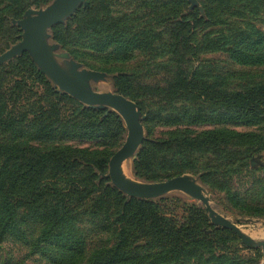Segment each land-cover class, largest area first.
Returning a JSON list of instances; mask_svg holds the SVG:
<instances>
[{
  "label": "trees",
  "instance_id": "1",
  "mask_svg": "<svg viewBox=\"0 0 264 264\" xmlns=\"http://www.w3.org/2000/svg\"><path fill=\"white\" fill-rule=\"evenodd\" d=\"M27 1L2 0L10 6H5L8 12L0 17V27L2 20L20 18L31 6L32 1ZM230 1L227 0L224 6ZM238 1L237 9L241 12L251 11L254 7L255 0ZM87 2L88 8L77 12L73 21L75 35L89 33L87 38L91 39V44L105 52L99 58L103 62L127 59L130 43L124 36L141 37L145 35V29L137 24H128L125 15L120 19L111 18L109 3L103 0ZM216 33L218 36L211 43L217 48L227 47L224 51L233 62L244 66L264 65V31L235 25L219 29ZM140 44L141 41L137 40L136 47ZM178 47L182 49L180 44ZM24 75L33 80L42 96L34 100L27 96ZM193 79L175 68L166 88L149 90L156 98L167 102L178 99L188 103L214 104L231 121L264 116V84L241 91H219L204 87ZM25 125L33 141L37 142L61 137L88 141L117 140L123 135V122L116 113L84 108L74 99L59 94L46 82L27 53H23L14 64L0 68V133H15ZM244 138L248 141L259 139L226 131H210L195 138L171 136L166 140L144 143L134 167L136 178L146 183H157L208 169L218 173L228 160V163L233 160V163L246 166L249 152H237L239 157L235 161L227 153V147L234 140ZM207 150H211L212 163L209 160L199 163L194 153ZM225 153L227 158L222 156ZM110 157L103 152L88 154L70 148L39 151L0 141V241L25 242L21 226L33 221L39 225V234L28 244L30 254L50 249L67 257L65 264H159V261L186 264L187 259L200 255L197 253L206 248L209 236L204 232L209 227L205 213L190 207L186 212L192 223L180 224L156 205L135 199L126 202L125 196L110 182L98 181V174H106ZM198 165L204 167L197 169ZM203 181L205 184L206 180ZM258 184L254 183L252 189L261 188L264 193V183ZM230 198L235 199L233 196ZM247 207L250 211L245 214L247 217H257L260 211H264V204L259 202ZM20 209L21 218L18 217ZM88 234L92 235L91 244H86ZM140 241L144 245L136 247ZM90 245L92 247L86 255V246Z\"/></svg>",
  "mask_w": 264,
  "mask_h": 264
},
{
  "label": "rangeland",
  "instance_id": "2",
  "mask_svg": "<svg viewBox=\"0 0 264 264\" xmlns=\"http://www.w3.org/2000/svg\"><path fill=\"white\" fill-rule=\"evenodd\" d=\"M33 1L39 3L35 4ZM56 1L28 0L31 6L20 18L2 20L0 56L22 42V31L18 25L25 13L28 11L41 13L53 6ZM103 1L109 3L111 18L120 19L125 15L128 24H137L145 29V35L141 37L124 36L130 43V49L126 52L127 59L103 62L99 58L103 57L105 52L101 51V47H94L91 44V39L87 38L89 33L75 35L76 25L73 21L77 12L88 8V2L86 8L79 6L72 15L61 22L48 25L45 29V43L56 45L57 54H67L78 66L77 71H95L104 75L103 80L88 84L87 88L91 92L99 95H119L135 105L143 135L135 161L128 159L120 163L122 176L125 174L133 181L127 182L132 187L155 184L143 182L135 175V163L138 161L144 143L166 140L171 136L195 138L210 131H226L236 135L259 138L251 141L246 138L241 141L234 140V143L227 147V153L232 155L234 161L239 157L237 152H249L250 157L246 166L233 163V160L228 163V160L226 164L223 163L218 173L208 169L209 171H199L198 174L185 173L179 176L186 177L200 186V193L212 210V216L201 202L195 201L189 195L176 189L155 193L151 200L140 201L156 205L164 214L175 217L180 224L192 223L189 221L190 215L186 212L190 210V207L198 208L205 213L209 225L208 229L204 230L205 234L209 235L206 239V248L197 253L200 255L187 259L186 264H228L232 262L260 264L259 239L264 235L262 226L264 211H260L257 217H247L245 214L250 212L247 207L249 204L256 202L264 204V193L261 188L255 191L252 189L254 183H260L258 185L264 183V116L260 115L247 121H231L227 119L219 106L198 101L188 103L178 99L174 102H167L156 98L149 88H166L171 72L175 68L181 69L190 78H194L193 80L198 84L219 91H241L264 84V65L237 64L233 62L228 52L224 51L227 47L217 48L212 44L218 36L216 31L226 27L228 29L237 25L244 29L254 28L264 31V0L253 1V9L243 12L237 9L240 5L238 0H231L225 6L227 0L224 2L195 0L196 4L193 8H191V0ZM1 2L2 0H0V12L4 11V13H0V17L3 18V15L8 12L5 11V6H10V4ZM196 7L202 8L205 20L200 18ZM200 20H203V23L200 22V24ZM148 29L149 31H146ZM176 36H178L177 40ZM124 38L120 40L123 41ZM137 40L142 44L139 47H136ZM179 44L182 49L178 47ZM210 50H212L211 53ZM22 55L23 53L0 63V68L14 64ZM57 63L69 74L68 68L63 63ZM24 76L27 96L31 100L42 96L37 87L33 85V80H30L28 75ZM46 82L50 85L47 79ZM143 117L144 119L141 120ZM25 126L17 129L15 133H10V131L0 133V141L12 142L14 145L27 146L39 151L70 148L83 150L88 154L103 152L111 155V159L122 148L127 135V130L123 127V135L117 140L88 141L61 137L37 142L33 141L29 129ZM227 153L222 156L227 158ZM194 156L198 158L199 163H205L206 160L211 162L214 159L211 150L199 154L194 153ZM251 161L254 163L253 168ZM202 167L204 166L198 165L197 169ZM108 177L107 168L104 176L98 174V181L110 182ZM203 179L206 180L205 184ZM230 196L235 199L231 200ZM21 214L20 209L18 217L21 218ZM223 221L230 228L224 227ZM21 230L24 233L25 242L0 241V264H65L67 262V257H62L50 249L38 254H30L28 244L33 242L39 234V225L36 222L27 221L21 226ZM90 239L92 235L88 234L86 244H91ZM135 245L141 247L144 242L140 241ZM91 247L92 245L86 246V255ZM84 262L85 258L82 263ZM147 264L150 263L147 262ZM159 264H164V262L159 261Z\"/></svg>",
  "mask_w": 264,
  "mask_h": 264
},
{
  "label": "water",
  "instance_id": "3",
  "mask_svg": "<svg viewBox=\"0 0 264 264\" xmlns=\"http://www.w3.org/2000/svg\"><path fill=\"white\" fill-rule=\"evenodd\" d=\"M195 4V0H191V8L195 7ZM79 6L86 8L87 2L85 0H57L53 6L41 13L34 11L25 13L23 20L18 25L22 31V42L2 54L0 63L9 61L22 53H27L41 74L59 94L67 95L84 108L105 109L116 113L120 117L123 127L127 130V135L122 148L109 160L108 178L110 185L123 194L126 200H151L155 193H164L170 189H176L189 195L195 201L201 202L212 216V210L200 193V186L186 177L172 178L164 182L137 188L128 184L133 182L129 177L125 174L122 176L120 163L128 159L135 161L143 135L135 105L119 95H99L91 92L87 88L88 84L103 80L104 75L95 71H77L78 66L67 54H57L58 47L56 45L45 43L46 27L69 17ZM196 8L200 18L205 20L202 8ZM57 62L63 63L68 68L69 74ZM143 119L144 117L141 118V120ZM250 164L253 168V161ZM222 225L230 228L224 221ZM262 226L264 227V223H262ZM259 241L261 249L260 264H264V235Z\"/></svg>",
  "mask_w": 264,
  "mask_h": 264
}]
</instances>
